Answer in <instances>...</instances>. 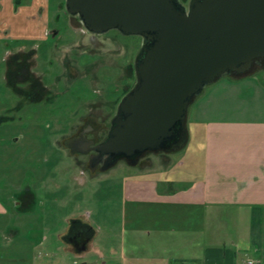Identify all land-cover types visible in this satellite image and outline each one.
Instances as JSON below:
<instances>
[{"label": "rangeland", "instance_id": "374dc122", "mask_svg": "<svg viewBox=\"0 0 264 264\" xmlns=\"http://www.w3.org/2000/svg\"><path fill=\"white\" fill-rule=\"evenodd\" d=\"M49 1L48 26L50 29L58 27L60 37H63L61 42L67 43L78 35L71 27L66 8L61 5L63 0ZM107 33L105 36L117 37L115 39L120 41V44L111 47V51L103 55L99 54L100 50L88 49L89 43H83L82 38L76 39L72 44H63L60 51L53 47L54 42L58 40L51 35L43 40L17 43V47L25 46L27 49L38 45L39 58L36 66L42 71L37 73L43 75L42 79L51 90L52 94L47 97L48 100L37 99L42 95V88L24 66L17 65V82L14 86L16 89H24L31 85L34 92L30 97L32 101H26L25 94L15 95L5 86L4 79L0 76V115L8 112L14 117L0 123V185L4 188L2 192L5 197H8L7 192L13 185L17 186V193L26 187L37 191L39 202L33 207L35 212L32 218L26 211L17 210V240L34 246L29 256L36 264H70V259H67L69 255H66L58 233L68 225V214L72 216L84 211L99 225L108 227L111 225L109 223H112L117 228L115 235L118 233L120 238L125 234L123 232L126 231L127 235L133 227L145 229L150 226V223L145 222L147 212L173 218L168 220L170 225L176 223V219L187 221L185 218L190 217L189 207H162L126 201L124 183L131 177L163 175L157 170L164 162L162 158L167 157L173 163V172H177L178 178L180 174L182 180L168 184L160 183L167 188L170 185L182 188L191 177L193 179L195 175L200 174L203 166V138L197 137L202 136L203 130L202 126H198V135L193 136L196 120H264L263 62L254 64L246 73L224 76L208 85L189 107L186 141L173 151H150L144 155L143 164L132 165L126 160H120L106 171L92 173L85 166V173L82 174L87 156L70 155L64 144L65 140L77 131L85 117H97L103 125L109 127L121 99L137 83L135 57L141 46V37L125 36L116 30ZM75 44L86 47L87 53L74 51L71 46L76 48ZM126 45L129 46L128 51ZM1 53L0 49V58ZM130 63H133L130 68V71H133L132 78L125 69V65ZM71 65L76 71H63V67L70 69ZM7 94L8 99L5 98ZM15 103L19 108L12 107ZM148 169L150 173L147 172ZM49 183L54 185L49 187ZM61 196L65 198V202L59 200ZM48 198L55 199L56 202L46 201ZM20 202L18 198V209ZM36 214L40 217L37 218ZM40 228H46L45 233L48 236L46 239L41 235L43 241L36 240L35 229ZM107 234H102L99 239H108ZM129 238L132 237H126ZM189 238L186 239L184 247L190 246L187 244ZM88 256V259H94V262L99 259L98 253ZM107 256H110L109 252ZM240 261L239 258L238 264H241ZM97 262L127 264L124 260L121 262L111 259L107 263L101 259Z\"/></svg>", "mask_w": 264, "mask_h": 264}, {"label": "crops", "instance_id": "0c3cea01", "mask_svg": "<svg viewBox=\"0 0 264 264\" xmlns=\"http://www.w3.org/2000/svg\"><path fill=\"white\" fill-rule=\"evenodd\" d=\"M49 2L0 0V76L15 95L25 94L26 101H32V86L25 85L24 89L14 86L17 82V43L48 38ZM42 78L43 75L38 81L42 95L38 88L41 99H37L48 100L52 93ZM5 96L8 99V94ZM12 107L19 108L17 103ZM13 118L8 112L1 114L0 123ZM198 126H202V136L196 132ZM195 129L193 136L203 138V166L200 174L191 177L187 185L167 188L160 183L182 180L180 174L179 179L177 172H173V163L167 157L162 158L164 162L157 170L163 175L131 177L124 183L126 201L189 207L187 221L176 219V226L170 225L168 220L173 218L147 212L145 222L150 226L145 229L133 227L127 235L122 231L125 234L120 238L118 233L115 235L117 228L112 223L108 227L99 225L84 211L74 216L68 214L67 221L84 216L93 228V239L85 250L74 245L66 228L59 230L70 264H99V259L104 263L109 259L124 260L127 264H238L239 258L242 264L247 256L264 264V120L203 119L196 120ZM147 172L150 173V169ZM52 185L49 183V187ZM28 188L31 198L20 202L18 209L17 199L24 195V189L17 193V186H10L8 197H5L0 185V264H36L29 256L34 246L17 240V210L26 211L32 218L33 207L39 202L37 191ZM59 200L65 202L63 196ZM46 201L56 202L52 198ZM35 230L36 240L43 241L41 235L47 239L46 228ZM104 233H108V242L99 239ZM128 236L132 238L126 239ZM188 237L190 246L184 247ZM93 253L99 255L96 262L88 259Z\"/></svg>", "mask_w": 264, "mask_h": 264}, {"label": "water", "instance_id": "95a60500", "mask_svg": "<svg viewBox=\"0 0 264 264\" xmlns=\"http://www.w3.org/2000/svg\"><path fill=\"white\" fill-rule=\"evenodd\" d=\"M86 29L141 37L136 85L121 99L90 167L136 165L187 139L189 107L217 79L264 59V0H65ZM72 147V145L67 142ZM74 148V147H73ZM74 151V150H73ZM76 152V151H74Z\"/></svg>", "mask_w": 264, "mask_h": 264}, {"label": "flooded vegetation", "instance_id": "af4514ba", "mask_svg": "<svg viewBox=\"0 0 264 264\" xmlns=\"http://www.w3.org/2000/svg\"><path fill=\"white\" fill-rule=\"evenodd\" d=\"M188 2H189V0L184 1L185 4H187ZM61 5H62V7L66 8L65 0H63ZM67 13H68V11H67ZM69 18H70L71 27L75 29V32L77 33L78 36H75L72 40H70L67 43L61 42L63 37H60V29L58 27L55 29L54 28L53 29L48 28V33H47L48 36L51 35L54 39L58 40V41L54 42V46H53L58 51L61 50L60 47L63 44H72V42L74 43L75 40L79 39V38H82L81 40L83 41V43H85V42L89 43L88 46L90 48L88 47V49L95 48L97 50H100L99 54H101V55L106 54L107 51H111V49H112L111 47H115L117 45L119 46L120 41L115 39L117 37L113 38V37L105 36L106 34H108L107 32H110L111 30H116L119 33H121L119 30L111 29V30L104 32V33H93V32H90L86 29V27L84 26V24L80 20L79 16L69 14ZM78 31H80V32H78ZM121 34H123V33H121ZM123 35H125V34H123ZM125 36H134V35H125ZM68 46H71V45H68ZM75 46H77V45L75 44ZM24 47L25 46H18L17 47V60H19V62H17V65L18 66H24V68L27 71L31 72L30 75H33L35 77V80L40 81L39 79H41V73H37V71H42V70L37 69L38 66H36L37 60L39 58V52H38L39 47H38V45H33V47H30V50L27 49L26 47L25 48ZM73 47L74 46L72 45L71 48L74 51L78 50V52H80V53H83V52L87 53L86 47H84V46L80 47L78 45L76 48H73ZM125 47L128 51L129 46L126 45ZM130 50H131V46H130ZM57 56H58V54H57ZM100 57L102 58V56H100ZM63 59H65V58H63ZM263 62H264V59L261 61V63H263ZM61 63H63L62 65L64 66L65 63L63 62V60ZM255 64H259V63H255ZM66 65H68V63H66ZM71 66L72 67L70 69L69 68L66 69L65 67H63V71H76V69L73 68V65H71ZM132 66H133V63L125 65L126 72L128 75L131 76V78H132L131 73L133 71H130V68H132ZM137 81H138V79H137ZM107 130H108V127L103 125V122L99 118H97V117H93V118L85 117V120L82 121V123L79 125L77 131L72 133L65 140L64 144L67 147V149L69 150L70 155L87 156V161L83 167L84 169H82V173L85 172V166L89 170V172H92V173L97 172V171H101L99 168L93 170L89 164L90 163V156L95 151L90 150L87 153H82L81 151L84 149H89V146L92 147V146L96 145L97 143L101 142L104 139V137L106 136ZM68 141L72 145V147H70L67 144ZM73 150L76 152H74ZM143 159H144V156L139 160V162L136 165H138L139 163L143 164L142 163ZM23 194L24 195L19 198L21 202H24L26 199L28 200L31 198L28 187H26L23 190ZM65 228H66L67 233L70 234V239L73 241L74 245L79 250H85L86 248H88L87 247L88 242H90L93 239V228L90 226L89 221L84 218V216H78V217H73V218L69 219L68 225ZM81 264H90V263H81Z\"/></svg>", "mask_w": 264, "mask_h": 264}, {"label": "built area", "instance_id": "2783aa9c", "mask_svg": "<svg viewBox=\"0 0 264 264\" xmlns=\"http://www.w3.org/2000/svg\"><path fill=\"white\" fill-rule=\"evenodd\" d=\"M243 264H259V261L258 259H255V258H248L246 259Z\"/></svg>", "mask_w": 264, "mask_h": 264}, {"label": "trees", "instance_id": "16d2710c", "mask_svg": "<svg viewBox=\"0 0 264 264\" xmlns=\"http://www.w3.org/2000/svg\"><path fill=\"white\" fill-rule=\"evenodd\" d=\"M182 1L184 2V1H186V0H182ZM176 148H177V147H175L174 149H176ZM174 149H173V150H174Z\"/></svg>", "mask_w": 264, "mask_h": 264}]
</instances>
